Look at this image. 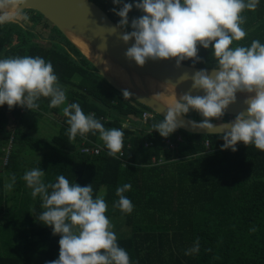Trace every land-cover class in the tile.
Wrapping results in <instances>:
<instances>
[{"label":"trees","instance_id":"16d2710c","mask_svg":"<svg viewBox=\"0 0 264 264\" xmlns=\"http://www.w3.org/2000/svg\"><path fill=\"white\" fill-rule=\"evenodd\" d=\"M90 1L118 24L120 18L111 9L119 11L122 4ZM135 2L139 0H123ZM141 15L133 7L128 13L129 25ZM241 17L246 36L233 41L231 47H250L253 40L264 44V0H259L255 10L245 9ZM53 29L57 42L47 46L38 44L30 30L0 24V58H43L52 64L66 94L65 104L55 108L49 106L50 97H40L34 110L0 106V264H45L58 259L60 236L40 222L39 216L46 210L43 200L40 195L33 198L23 179L36 168L44 172V184L55 183L63 175L70 184L92 185L93 198L103 197L108 206L106 217L122 219L129 229L128 237L116 242L128 253L130 264H264V151L238 142L233 152L222 148L221 135H193L178 129L170 148L155 130L144 134L138 123L147 108L113 90ZM123 30L132 31L130 26ZM198 56L200 62L195 65L192 60L182 64L217 67L211 47H200ZM71 103H78L86 115L94 113L106 130L124 132L125 164L106 152L97 156L82 152L83 146L104 145L98 132L69 139L70 126L62 109ZM44 115L51 116L59 127L49 140L34 134L46 120ZM162 120L156 115L147 127ZM146 142L151 144L149 148H144ZM152 158L164 163L152 166ZM2 174L10 183L15 177L9 198ZM124 184H131L124 193L132 202L131 213L113 207L119 200L116 189ZM197 242L198 251H192Z\"/></svg>","mask_w":264,"mask_h":264},{"label":"clouds","instance_id":"9594fccd","mask_svg":"<svg viewBox=\"0 0 264 264\" xmlns=\"http://www.w3.org/2000/svg\"><path fill=\"white\" fill-rule=\"evenodd\" d=\"M25 3L26 0H0V24L12 20L27 22L30 18L23 12ZM112 3L122 7L119 11L111 9L120 20L115 27H109L108 34L115 35L118 28L131 27L132 31L124 32L119 39L125 44L134 40L124 56L136 66L168 60H174L176 68L186 60H192L195 65L200 62V47H211L217 60L211 74L202 69L191 76L183 73L178 78L177 84L191 79V88L202 90L204 95L183 94L166 109L164 119L153 126L161 137L166 138L184 126L177 118L193 110L203 119L200 123L188 121L191 128L220 134L223 149L235 152L236 144L241 142L264 151V44L253 40L250 47H231L233 41L246 36L241 27V13L245 9L255 10L259 0H139L135 3L112 0ZM133 7L143 15L132 19L129 25L128 13ZM98 47L101 52L106 51V39ZM237 93L247 94L243 100L246 110L229 122L211 123L222 120L228 107L236 103ZM123 96L130 93L125 90ZM40 97H50L49 106L53 108L66 102L65 91L50 62L30 56L0 59V106L34 110ZM62 111L68 118L70 140H75L78 134L84 137L89 132H98L109 156L115 158L121 152L122 130H106L94 115H86L78 103L68 104ZM43 175L36 168L26 172L23 179L32 189L33 198L40 195L43 200L46 210L39 216L40 222L51 226L53 235L60 236L58 259L45 264H130L128 253L118 246L105 215L108 206L103 197L93 198L92 185L70 184L63 175L55 183L44 184ZM12 181L15 182L14 176ZM13 183L6 187L11 189ZM130 189L131 184L116 189L119 200L113 207L123 213L133 210L132 202L124 195ZM198 247L197 242L192 251H198Z\"/></svg>","mask_w":264,"mask_h":264},{"label":"water","instance_id":"95a60500","mask_svg":"<svg viewBox=\"0 0 264 264\" xmlns=\"http://www.w3.org/2000/svg\"><path fill=\"white\" fill-rule=\"evenodd\" d=\"M26 11H33L41 15L56 28L83 55L97 74L113 90L122 95L127 90L130 93L127 98L154 112L162 119H164L166 109L169 107L155 96L157 94L149 90L147 80L157 81L167 89L174 91L177 95L186 93L193 96L204 95L202 90H193L191 88V79L179 84H177V80L183 73H188L191 76L203 69L211 74L213 69L191 67L182 63L179 68H176L174 60L147 61L143 67L136 66L134 62L128 61L124 56L125 51L134 43V40L128 41L127 44L122 42L119 36L126 31L119 28L115 35H109V27H115L117 24L110 19L106 12L90 0H26L23 12ZM72 38L83 42L90 50V54H85L74 43ZM105 39L107 41V50L101 52L98 46ZM106 62L124 72L128 76L131 86L125 85L118 76H114L110 69L106 67ZM136 80L139 81L141 87L136 85ZM173 84L176 86L174 87ZM246 96L247 94L245 93L236 94V103L230 105L224 115L229 117L230 120L211 123L218 125L229 122L238 113L245 111L247 106L243 104V100ZM189 112L194 111L190 110ZM177 119L178 121H183L184 125L179 127L178 130L188 134L220 135L208 133V130L205 129H192L188 121L196 123L201 121L193 120L187 115L180 116Z\"/></svg>","mask_w":264,"mask_h":264},{"label":"rangeland","instance_id":"374dc122","mask_svg":"<svg viewBox=\"0 0 264 264\" xmlns=\"http://www.w3.org/2000/svg\"><path fill=\"white\" fill-rule=\"evenodd\" d=\"M138 11L143 15V13L140 10ZM24 13L27 14L30 18L27 22L15 20L14 22H10V23L16 24V25L18 24L17 26H20L21 28L26 29V30H30L33 34L37 36L36 42L40 45L48 46L52 42L54 43L57 42L53 38L55 36L54 29L50 23H48L43 17L39 16L37 13L31 12V11H26ZM114 17H116L115 14H114ZM187 116L197 121H202L203 119L202 116L196 111L190 112ZM223 118L222 120H212L211 122L225 121ZM44 119L46 120L40 122L37 128L38 129L37 133L34 132V134H36L37 138L39 139L49 140L51 139V137H53L57 133L59 127L57 126V124L53 122V118L51 116L48 117L47 115L46 116L44 115ZM3 176L5 179V182H4L5 183V193L7 194V198H9V196L12 195L11 193L12 191L6 186L10 184V181L8 180L9 178L5 174H3ZM27 188H28V192H30L31 188L29 187ZM102 194L103 192L100 195ZM108 219L110 221V224L112 225L111 230L116 234L117 239L128 237L127 235L129 234V229L123 224L122 219L116 218V217H112Z\"/></svg>","mask_w":264,"mask_h":264},{"label":"built area","instance_id":"2783aa9c","mask_svg":"<svg viewBox=\"0 0 264 264\" xmlns=\"http://www.w3.org/2000/svg\"><path fill=\"white\" fill-rule=\"evenodd\" d=\"M2 59V58H0ZM89 115H94V113H90ZM156 118V114L150 110H144L141 114V118L139 119V123H138V129L140 131H143L144 134H151L152 132H154L153 127H147L149 126L150 122H154ZM127 125V122L124 124V127ZM173 136V133L170 134L168 137H164L165 139V143L168 147L173 148L174 147V143L171 141V138ZM178 140H180V138H178ZM151 144L146 142L144 144V148H149ZM11 144L9 143V146L6 148V153H5V158L4 161L6 164L7 163V159H8V150L10 148ZM82 152H84L87 155H99L101 152H106L108 153V150L105 148L104 145H97V146H93V147H89V146H83L82 147ZM124 155V151L121 150V152L116 156L117 159L121 160L122 164H125L124 160H122ZM164 163V161L159 160L158 162L155 160V158L151 159V165L152 166H158V165H162Z\"/></svg>","mask_w":264,"mask_h":264},{"label":"bare ground","instance_id":"6f19581e","mask_svg":"<svg viewBox=\"0 0 264 264\" xmlns=\"http://www.w3.org/2000/svg\"><path fill=\"white\" fill-rule=\"evenodd\" d=\"M72 40L85 54H90V50L83 42L75 38H72ZM106 67L110 69L114 76H118L125 85L131 86L128 76L119 68L111 65L109 62H106ZM135 82L136 85H139V87H141L138 80H136ZM147 87L149 88V90H151L152 93L157 94L155 96L158 97L161 101H163L169 108H171L176 102V100L179 99L180 96H182L180 94L177 95L176 93H174V91L167 89L164 85L157 81L155 82L154 80H147ZM159 92H161V94H159Z\"/></svg>","mask_w":264,"mask_h":264},{"label":"crops","instance_id":"0c3cea01","mask_svg":"<svg viewBox=\"0 0 264 264\" xmlns=\"http://www.w3.org/2000/svg\"><path fill=\"white\" fill-rule=\"evenodd\" d=\"M15 20H12L11 22H14ZM16 21H20V20H16ZM18 25V24H17ZM32 158V157H31ZM1 173H3V171H1ZM3 175V174H2Z\"/></svg>","mask_w":264,"mask_h":264}]
</instances>
